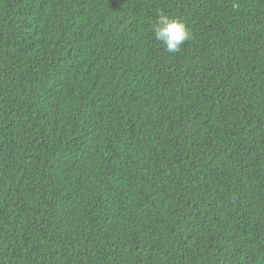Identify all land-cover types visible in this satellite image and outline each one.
I'll return each instance as SVG.
<instances>
[{
    "label": "trees",
    "instance_id": "obj_1",
    "mask_svg": "<svg viewBox=\"0 0 264 264\" xmlns=\"http://www.w3.org/2000/svg\"><path fill=\"white\" fill-rule=\"evenodd\" d=\"M0 264H264V0H0Z\"/></svg>",
    "mask_w": 264,
    "mask_h": 264
},
{
    "label": "clouds",
    "instance_id": "obj_2",
    "mask_svg": "<svg viewBox=\"0 0 264 264\" xmlns=\"http://www.w3.org/2000/svg\"><path fill=\"white\" fill-rule=\"evenodd\" d=\"M152 30L154 39L161 42L169 53L179 52L192 38V33L184 21L164 11L157 13Z\"/></svg>",
    "mask_w": 264,
    "mask_h": 264
}]
</instances>
